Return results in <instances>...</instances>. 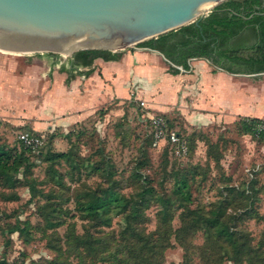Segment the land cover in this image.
Wrapping results in <instances>:
<instances>
[{"label":"rangeland","instance_id":"obj_1","mask_svg":"<svg viewBox=\"0 0 264 264\" xmlns=\"http://www.w3.org/2000/svg\"><path fill=\"white\" fill-rule=\"evenodd\" d=\"M38 53L0 50V144L16 147L20 131L33 128L42 132L44 150L71 154L54 162L42 160L26 172L11 174V179L0 176V258L18 264H251L235 261L230 249L212 240L200 223L176 235L190 223L187 208L208 215L229 190L248 196L234 199L227 212L236 216L232 224L248 232L253 246L262 242L264 256V141L246 132L240 119L190 124L176 109L142 106L143 98L136 99L128 87V95L98 106L103 113L70 123L50 105L49 90L57 76L56 66H50L53 58ZM249 79L264 83V73ZM247 87L252 88L251 82ZM147 111L175 120L187 143L190 138L185 154L169 153L166 141L155 139L143 117ZM181 177L188 180L189 201L173 192ZM111 183L132 199L152 187L142 207L143 220L135 226L162 242L153 251L135 237H122L124 218L117 208L106 214L108 224L77 209L79 193ZM155 195L174 199L167 233L160 238L161 205ZM18 225L22 229L11 231ZM206 255L210 257L205 260Z\"/></svg>","mask_w":264,"mask_h":264},{"label":"trees","instance_id":"obj_2","mask_svg":"<svg viewBox=\"0 0 264 264\" xmlns=\"http://www.w3.org/2000/svg\"><path fill=\"white\" fill-rule=\"evenodd\" d=\"M245 33L252 38L251 42L246 43V40H244ZM136 45L161 52L169 61L167 70L173 74L180 71L175 65H180L183 71L188 70V59L192 57L207 59L212 64L233 72L235 71L231 67L233 64L244 66L247 72L264 71V0H224L212 7L201 18L156 37L143 40ZM38 54L53 58L50 66H55L59 63L58 70L67 73L65 82L68 83L76 74L88 75L92 71L91 65L95 58L100 57L104 60L119 59L122 55V50L80 49L75 51L64 62L56 59L60 55L55 52ZM83 67L88 68L80 69ZM97 112L103 113L102 108H97L94 111V113ZM165 118L169 129H173L180 135L185 136L182 131L175 128L174 119L168 116H165ZM237 119H240V125L246 132H251L258 139L264 141V127L256 128L258 117L241 116ZM21 131H28L39 136L43 135L41 131L33 128ZM151 136L152 133H150ZM188 140L189 148L191 146L189 136ZM18 141L16 147L0 144V176L5 179H11V174L17 173L21 169L25 172L30 170L32 166L42 160L54 162L61 158H68L71 154L70 150H44V141L35 149L25 146L19 138ZM166 143L168 152L174 153L172 143L169 140ZM173 192L180 199L188 201L191 199L189 183L186 177L176 180ZM152 194V187L147 186L140 191L137 199H132L116 190L111 183V185L99 191L87 190L79 193L75 199V204L82 214L93 218L98 217L105 224L109 223V216L106 214L110 208H117L118 211L122 212L124 218V227L121 230L122 237H125V235L133 239L135 237L136 241L141 242V245L151 252L162 242L157 241V239L154 240L152 234L145 236L135 225L143 220L142 207L149 201V196ZM244 197L247 198L248 196H244L241 191L229 190L227 196L223 197L214 208L210 209L208 215L196 209L187 208L184 213L190 216V223L179 227L176 235L179 237L186 230V227L200 223L209 232L212 240H215V242L221 240L230 249V255L235 261L240 262L245 259L252 264L264 260L263 254L259 251L262 242L257 246H253L248 232L232 224L236 216H231L227 212V208L234 199H242ZM155 198L161 205L159 217L163 228L160 231L159 227L157 231L160 238V236L163 237L167 233L165 225L172 218L171 207L174 199L170 198V196L156 195ZM18 228L22 229L18 225L11 231ZM204 250L206 251V249ZM209 257V255H206L204 259L206 260ZM0 264L18 263L8 261L2 257L0 258Z\"/></svg>","mask_w":264,"mask_h":264},{"label":"crops","instance_id":"obj_3","mask_svg":"<svg viewBox=\"0 0 264 264\" xmlns=\"http://www.w3.org/2000/svg\"><path fill=\"white\" fill-rule=\"evenodd\" d=\"M168 63L161 52L135 45L122 49L119 59L95 58L88 75L76 74L68 83L67 73L59 71L57 63V76L49 90L50 105L74 123L115 97L128 95L131 87L136 98L146 99L148 105L164 112L176 109L190 124L230 122L264 113V83L249 79L264 71L247 72L244 66L231 65L233 72L192 57L188 70L173 74L167 70ZM1 93L0 87V99Z\"/></svg>","mask_w":264,"mask_h":264},{"label":"water","instance_id":"obj_4","mask_svg":"<svg viewBox=\"0 0 264 264\" xmlns=\"http://www.w3.org/2000/svg\"><path fill=\"white\" fill-rule=\"evenodd\" d=\"M224 0H0V50H122L191 23Z\"/></svg>","mask_w":264,"mask_h":264},{"label":"built area","instance_id":"obj_5","mask_svg":"<svg viewBox=\"0 0 264 264\" xmlns=\"http://www.w3.org/2000/svg\"><path fill=\"white\" fill-rule=\"evenodd\" d=\"M175 66L178 67L180 70H183L180 65ZM139 101L142 106L147 107V100L140 99ZM143 117H146V119H148L156 140H169L172 143L176 154L182 155L186 153L188 149L186 137L180 135L173 129H169L167 126V119L163 115L147 111L146 114H143ZM258 122L256 124V127H264V117ZM18 138L25 146L30 147L32 149L37 148V146L42 142V136L31 134L28 131H20V133L18 134Z\"/></svg>","mask_w":264,"mask_h":264},{"label":"flooded vegetation","instance_id":"obj_6","mask_svg":"<svg viewBox=\"0 0 264 264\" xmlns=\"http://www.w3.org/2000/svg\"><path fill=\"white\" fill-rule=\"evenodd\" d=\"M244 32H246V31L244 30ZM244 32H243V33H244ZM244 36H245L244 40H246V43H249V42H251V41H252V38H251V37H249L247 33H245V35H244ZM233 65H237V64H233Z\"/></svg>","mask_w":264,"mask_h":264},{"label":"bare ground","instance_id":"obj_7","mask_svg":"<svg viewBox=\"0 0 264 264\" xmlns=\"http://www.w3.org/2000/svg\"><path fill=\"white\" fill-rule=\"evenodd\" d=\"M1 51H5V50H1Z\"/></svg>","mask_w":264,"mask_h":264}]
</instances>
